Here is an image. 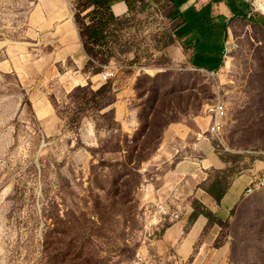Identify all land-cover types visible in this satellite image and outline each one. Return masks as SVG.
I'll return each instance as SVG.
<instances>
[{"label":"rangeland","instance_id":"374dc122","mask_svg":"<svg viewBox=\"0 0 264 264\" xmlns=\"http://www.w3.org/2000/svg\"><path fill=\"white\" fill-rule=\"evenodd\" d=\"M55 1L0 0V264H264V188L247 195V180L236 178L264 152L256 0L217 73L182 55L170 4L129 0L109 65L94 73L59 52L57 76L43 60L53 43L61 46L51 34L56 17L73 13ZM103 74L116 96L87 112L85 94L71 90L90 83L96 91ZM217 102L228 109L220 136L207 113ZM113 107L111 130L104 114ZM226 152L241 155L231 170ZM224 171L236 185L228 210L217 211L230 217L219 254L210 246L221 227L200 222L205 233L197 237L192 223Z\"/></svg>","mask_w":264,"mask_h":264},{"label":"crops","instance_id":"0c3cea01","mask_svg":"<svg viewBox=\"0 0 264 264\" xmlns=\"http://www.w3.org/2000/svg\"><path fill=\"white\" fill-rule=\"evenodd\" d=\"M153 1H165L171 5V15L177 20L175 34L179 39L178 43L181 53L184 55L189 65L194 68L213 72L223 70L226 64L227 52L229 51V45L231 41L230 36H232V31L236 29V23L242 20H249L253 15V9L249 0ZM55 2L66 4L68 3V0H56ZM113 10L117 16L124 15L128 12L127 3L124 0H116ZM56 19L59 21L56 22L59 24V26L53 28L51 34L60 40L61 46L63 45V48L58 47V49H55L52 54L46 55L43 60L47 67L49 64V73L53 74L54 76L56 72L53 73L52 67L56 66V64H54L53 59L57 61V54L68 52V57H72L73 52L76 51V48L79 45V43L76 44L75 41L68 39V37L72 38L73 40L76 38L75 33L77 32V29L73 20L69 17L64 19L56 17ZM38 67L42 71L46 69L42 68L39 64ZM208 68H213V70H209ZM218 160L221 161L220 159ZM183 167L184 166L180 168ZM178 172L181 171L179 170ZM263 172L264 160H258L249 168L248 171L241 174L237 178L240 181L247 180L249 184L254 175H260ZM233 182L232 184L235 186L236 182ZM228 192L220 206L212 205L210 197L204 201L206 202L204 204L212 206L211 208L214 212H219V210H228L227 207H223V203H225L226 198L232 195V193L228 195ZM233 201L234 200H229V203ZM205 220L206 219L202 218L199 221V224ZM207 245H210V243L208 242ZM200 253L203 255L204 252L200 251Z\"/></svg>","mask_w":264,"mask_h":264},{"label":"trees","instance_id":"16d2710c","mask_svg":"<svg viewBox=\"0 0 264 264\" xmlns=\"http://www.w3.org/2000/svg\"><path fill=\"white\" fill-rule=\"evenodd\" d=\"M124 1L127 3L129 11V0ZM115 3L116 0H68L70 12L73 13V21L77 29V32L75 33V40L69 37L68 39L75 41L76 44L79 43L71 58L75 63L80 62V66L85 65L86 68H91L94 73L102 71L103 66L109 65L111 58L113 57L111 43L117 39L120 32L128 25V19L126 18L128 12L124 15L117 16L113 10ZM172 18L175 22L173 35L175 40L178 42L179 39L175 34L177 20L175 17ZM55 44L58 47L63 48L55 42L52 44L50 51H55ZM111 78L108 81H104L105 85L96 91H88L90 83L85 86L77 85V87H74L71 91L75 93L80 91L83 95L85 94L81 108L90 112L94 109L96 110V108H102L104 110L111 106L113 103V101H111V96H116L112 92V83H110ZM116 99L117 97L115 100ZM115 111L116 108L113 107L106 114H104V116L107 117V122L110 124L108 128L111 130L117 125L113 118ZM101 126V124H98V128H101ZM261 155L262 157L256 161L264 160V155ZM240 156V154L226 152L222 155L221 159L224 163L228 164V169L231 170L234 164L238 162V158ZM250 167L251 166L244 169L238 176L248 171ZM234 180L235 178H232V174H230L229 171L221 172V175L212 183L211 190L209 191V197L211 198L212 205L220 206ZM211 207L212 206L210 205H205L203 201L199 200L197 202L194 210L195 213L193 214L194 221L192 223V227L194 230L192 231L197 237H200L204 236V228L205 230H208L213 225L220 226L222 229L220 239L216 241V245H211V247L216 249V251L220 254L226 245L225 238H227V228L224 226L229 222L228 220L230 217L219 215L217 212H214ZM202 218L207 220L203 229L199 226V221ZM166 235H168V230L166 231ZM121 249L127 251L131 250L130 247H122ZM196 252L198 253V250Z\"/></svg>","mask_w":264,"mask_h":264},{"label":"built area","instance_id":"2783aa9c","mask_svg":"<svg viewBox=\"0 0 264 264\" xmlns=\"http://www.w3.org/2000/svg\"><path fill=\"white\" fill-rule=\"evenodd\" d=\"M111 77L107 78V76L104 75L103 81H108ZM207 113L211 119V132H212V134H214L215 136L216 135L217 136L222 135V132L224 131L226 121H227V117H228L227 105L223 102H217V103L208 105ZM262 154L264 155V152H262ZM263 188H264V172L261 173L260 175H254L253 176L248 187L246 188L245 193L247 195H251L254 192H257Z\"/></svg>","mask_w":264,"mask_h":264},{"label":"bare ground","instance_id":"6f19581e","mask_svg":"<svg viewBox=\"0 0 264 264\" xmlns=\"http://www.w3.org/2000/svg\"><path fill=\"white\" fill-rule=\"evenodd\" d=\"M256 6L259 8V10L264 11V0H256L255 1ZM3 44L0 43V46H2Z\"/></svg>","mask_w":264,"mask_h":264},{"label":"water","instance_id":"95a60500","mask_svg":"<svg viewBox=\"0 0 264 264\" xmlns=\"http://www.w3.org/2000/svg\"><path fill=\"white\" fill-rule=\"evenodd\" d=\"M256 12H257V16L259 17L261 23L264 25V15L256 9Z\"/></svg>","mask_w":264,"mask_h":264}]
</instances>
